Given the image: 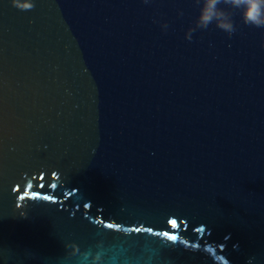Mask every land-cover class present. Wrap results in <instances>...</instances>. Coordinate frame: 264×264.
Instances as JSON below:
<instances>
[{"label": "water", "instance_id": "95a60500", "mask_svg": "<svg viewBox=\"0 0 264 264\" xmlns=\"http://www.w3.org/2000/svg\"><path fill=\"white\" fill-rule=\"evenodd\" d=\"M17 3L0 264H264V28L188 40L195 0Z\"/></svg>", "mask_w": 264, "mask_h": 264}, {"label": "clouds", "instance_id": "9594fccd", "mask_svg": "<svg viewBox=\"0 0 264 264\" xmlns=\"http://www.w3.org/2000/svg\"><path fill=\"white\" fill-rule=\"evenodd\" d=\"M12 3L15 7H21L17 0H12ZM195 3L199 5V14L195 27L189 28L186 33L188 40L192 39L196 29H207L212 24L229 35L233 34L236 31L233 17L237 12L245 25L264 28V0H195ZM24 7L30 9L33 5ZM163 27L167 28V25Z\"/></svg>", "mask_w": 264, "mask_h": 264}, {"label": "snow or ice", "instance_id": "6c2138e0", "mask_svg": "<svg viewBox=\"0 0 264 264\" xmlns=\"http://www.w3.org/2000/svg\"><path fill=\"white\" fill-rule=\"evenodd\" d=\"M173 224H175V222H173ZM175 237H173V239H174Z\"/></svg>", "mask_w": 264, "mask_h": 264}]
</instances>
